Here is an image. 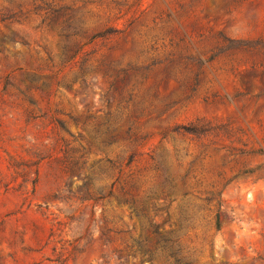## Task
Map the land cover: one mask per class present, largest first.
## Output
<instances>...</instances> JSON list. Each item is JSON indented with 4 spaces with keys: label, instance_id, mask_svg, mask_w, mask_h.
I'll return each instance as SVG.
<instances>
[{
    "label": "rangeland",
    "instance_id": "1",
    "mask_svg": "<svg viewBox=\"0 0 264 264\" xmlns=\"http://www.w3.org/2000/svg\"><path fill=\"white\" fill-rule=\"evenodd\" d=\"M176 259L264 264V0H0V264Z\"/></svg>",
    "mask_w": 264,
    "mask_h": 264
},
{
    "label": "trees",
    "instance_id": "2",
    "mask_svg": "<svg viewBox=\"0 0 264 264\" xmlns=\"http://www.w3.org/2000/svg\"><path fill=\"white\" fill-rule=\"evenodd\" d=\"M185 130L188 131V132H193V129H190V128L185 129ZM141 139H144V136H137L136 133L133 132L131 128H128V130H127V140L129 141L130 148H131L130 155H129V159H130L129 161L133 160L132 159L133 158V154H134L133 150H134L135 146L137 145V143ZM216 221H218V214H216ZM180 262H181V260L176 259L174 264H181Z\"/></svg>",
    "mask_w": 264,
    "mask_h": 264
}]
</instances>
